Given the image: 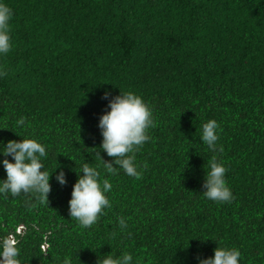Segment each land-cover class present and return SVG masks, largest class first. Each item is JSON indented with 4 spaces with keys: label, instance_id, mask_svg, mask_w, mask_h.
I'll return each instance as SVG.
<instances>
[{
    "label": "trees",
    "instance_id": "trees-1",
    "mask_svg": "<svg viewBox=\"0 0 264 264\" xmlns=\"http://www.w3.org/2000/svg\"><path fill=\"white\" fill-rule=\"evenodd\" d=\"M4 3L13 16L12 48L0 56V141L37 139L48 153L43 170H53L47 203L0 197V238L18 240L21 264L65 255L96 264L111 251L140 264H197L217 246L238 248L240 264H264V0ZM119 89L140 95L155 124L135 153L140 179L108 175L97 155L113 162L98 122ZM209 119L223 151L200 141ZM213 157L228 169L231 203L203 196ZM86 162L112 183V207L82 229L68 201Z\"/></svg>",
    "mask_w": 264,
    "mask_h": 264
},
{
    "label": "clouds",
    "instance_id": "clouds-1",
    "mask_svg": "<svg viewBox=\"0 0 264 264\" xmlns=\"http://www.w3.org/2000/svg\"><path fill=\"white\" fill-rule=\"evenodd\" d=\"M12 9L0 0V56L6 55L12 48L10 37V21ZM6 75L0 69V78ZM120 90V89H119ZM110 93L106 90L104 97ZM17 126L24 127L25 121L20 119ZM98 126L102 141L100 148L113 158V162L104 161L103 169L108 175H116L118 169L135 179H140L142 171L138 168L135 153L149 141L148 130L155 127L152 112L142 97L135 92L119 91L118 95L108 99V110L99 117ZM3 128V127H0ZM220 125L215 119L204 122L200 130V141L207 149L223 151L218 148V131ZM48 155L46 147L35 138L22 137L21 140L0 141V164L6 172V178L0 179V197H16L23 194H32L41 203H47V194L50 191V174L45 171L42 160ZM11 156L10 161L7 157ZM118 165V167H114ZM145 168L147 165L145 164ZM77 179L72 186L71 198L68 201V215L74 219L80 228L88 229L95 225L105 209L112 207L107 196L112 190L109 179L101 180L100 165L84 163ZM228 169L215 157L208 161V170L204 173L203 196L218 203H231L234 199L229 188L225 174ZM56 180L64 185L65 173L61 170L56 175ZM118 225L121 231L128 227L126 219L120 217ZM18 240L15 237L0 238V264H21L20 249L17 247ZM241 252L236 247L217 246L214 254L208 258L197 257V264H240ZM58 264H72L71 255L58 258ZM96 264H140L139 259L134 260L130 252L124 251L119 255L111 251L104 255H98Z\"/></svg>",
    "mask_w": 264,
    "mask_h": 264
},
{
    "label": "water",
    "instance_id": "water-1",
    "mask_svg": "<svg viewBox=\"0 0 264 264\" xmlns=\"http://www.w3.org/2000/svg\"><path fill=\"white\" fill-rule=\"evenodd\" d=\"M46 247V246H45Z\"/></svg>",
    "mask_w": 264,
    "mask_h": 264
}]
</instances>
